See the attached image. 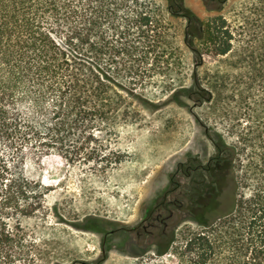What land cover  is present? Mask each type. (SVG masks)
<instances>
[{
  "label": "rangeland",
  "instance_id": "374dc122",
  "mask_svg": "<svg viewBox=\"0 0 264 264\" xmlns=\"http://www.w3.org/2000/svg\"><path fill=\"white\" fill-rule=\"evenodd\" d=\"M184 6L203 24L222 17L233 34L232 50L215 61L206 56L201 61L185 45L187 22L169 16L165 2L156 0V48L139 64L146 72L137 77L135 90L157 107L126 98V107L120 108V114L128 113L125 120L117 117L113 131L95 132L97 142L91 148H98L99 159L65 160L56 149L46 163L32 154L25 157L16 174L19 185L32 177L41 179L47 191L35 200L19 192L20 204L38 201L43 208L29 217L7 216L12 228L20 219L22 240L12 246L19 252L12 257L14 264H196L197 250L186 245L209 236L225 212L216 214L206 228L181 224L166 253L156 255L151 247L141 258L127 255L129 245L113 247L103 257L102 237L81 226L88 219L105 232L134 226L159 193L164 164L181 147L203 141L204 127L229 155L230 202L233 194L239 200L250 193L244 175L257 158V116L264 113V84L258 77L264 74V0H184Z\"/></svg>",
  "mask_w": 264,
  "mask_h": 264
},
{
  "label": "trees",
  "instance_id": "16d2710c",
  "mask_svg": "<svg viewBox=\"0 0 264 264\" xmlns=\"http://www.w3.org/2000/svg\"><path fill=\"white\" fill-rule=\"evenodd\" d=\"M155 1L0 0V264H14L19 252L12 246L22 240L19 217L12 228L7 216L29 217L43 208L38 201L20 204L19 192L35 200L47 191L32 177L19 185L25 157L46 163L56 149L65 160L99 159L98 148H91L95 132L113 131L117 117L125 120L126 98L157 107L135 90L146 72L139 64L156 48ZM163 2L169 16L187 22L185 45L201 61L232 50L233 34L222 17L203 24L184 0ZM258 77L264 84V74ZM257 117L258 154L244 175L250 193L239 200L233 194L210 235L186 245L197 250L196 264H264V113ZM81 230L97 231L96 222L88 219Z\"/></svg>",
  "mask_w": 264,
  "mask_h": 264
},
{
  "label": "flooded vegetation",
  "instance_id": "af4514ba",
  "mask_svg": "<svg viewBox=\"0 0 264 264\" xmlns=\"http://www.w3.org/2000/svg\"><path fill=\"white\" fill-rule=\"evenodd\" d=\"M181 147L162 168L159 193L140 213L134 226L95 231L102 237V256L125 245L127 255L141 258L150 248L156 255L167 251L175 229L183 223L208 226L214 216L230 207L229 155L204 127L203 141ZM118 239L116 243L112 241ZM111 240V241H109Z\"/></svg>",
  "mask_w": 264,
  "mask_h": 264
}]
</instances>
